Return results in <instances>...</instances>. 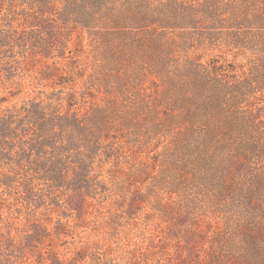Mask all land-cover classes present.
Wrapping results in <instances>:
<instances>
[{"label":"trees","instance_id":"obj_1","mask_svg":"<svg viewBox=\"0 0 264 264\" xmlns=\"http://www.w3.org/2000/svg\"><path fill=\"white\" fill-rule=\"evenodd\" d=\"M97 13L126 28H89ZM203 20L214 30L199 38L198 46H187L185 51L196 52L186 64H174V44L164 39L167 30L195 28ZM70 25L88 27L82 30L89 31L94 43L93 73L81 70L87 66L82 58L86 47L73 43ZM155 25L160 28H149ZM224 25L233 29L221 33L218 28ZM221 34L231 35L226 42L241 43L240 48L253 49L257 42L264 48V0H0L5 57L41 56L58 70L67 68L74 79H86L80 91H64L75 80H64L48 92L33 87L8 96L0 91V212L2 201L22 207L17 216L13 213L15 223H5L6 233L0 226L5 238L0 264H58L56 244L68 239L70 216L82 221L80 227L94 228L101 219L99 226L116 230L130 219L137 223L148 207V218L161 221L170 204L167 196L182 200L181 193L200 191L208 202L195 196L184 201L189 210L206 202L216 221L209 224L213 230L218 224L208 264H264V173L252 168V134L243 131L249 138L231 141L208 127L236 86L199 55L206 38L212 43ZM3 67L13 79V62L7 60ZM149 76L165 83L157 100L144 88ZM250 80L262 89L259 80ZM91 91L107 96L108 102H90ZM133 97L148 123L131 110ZM164 105L174 115L165 111L163 122ZM198 120L205 127L197 128ZM139 137L157 146H137L133 152L132 141ZM155 164L161 168L155 170ZM105 201L116 206L111 224L97 215ZM149 202L156 204L147 206ZM23 215L30 229L13 234L21 233ZM148 237L156 250L168 247L166 239L157 240L160 230ZM186 237L189 246L193 238ZM105 257L102 264H125L108 253Z\"/></svg>","mask_w":264,"mask_h":264},{"label":"rangeland","instance_id":"obj_2","mask_svg":"<svg viewBox=\"0 0 264 264\" xmlns=\"http://www.w3.org/2000/svg\"><path fill=\"white\" fill-rule=\"evenodd\" d=\"M97 17V21L89 28H96L95 30L126 28L125 25H112L109 20L100 13H97ZM206 25V21L203 20L198 23L195 28L182 27L167 30L164 39L165 43L174 44L173 47L176 54L174 57V64L184 65L188 62L196 50L192 49L185 51L187 46L193 44L197 45L199 38L206 37L210 29L214 30V28H207ZM67 28H71L70 33L73 43L80 41L82 45L86 47L85 54L82 58L87 66L81 69L82 72L84 74L93 73V60L96 56L94 48L92 47L94 43H92L90 39L89 31L86 29L82 30V28L88 27L70 25ZM149 28L160 27L155 25ZM232 29V26L224 25V27L218 28V31L221 33H229ZM230 37L231 35L221 34L217 36L212 43L206 38L204 43L207 46L202 45L205 46V48L199 50V55H201L203 60L202 63L206 64L207 62H211L218 67L224 79H230L233 85L236 84L234 92L227 95L222 113L214 117L212 124L208 127L219 130L222 138L231 141H236L241 137L249 138L248 135H243V131L252 134L253 153H255V156L251 158L252 168L256 174H262L264 173V48L258 47V44L260 45L259 42L254 44L253 49L252 47L250 49L240 48L239 46H241V43L226 42ZM75 49L81 51L82 46H77ZM10 56L12 58L5 57L0 50V86H3V88L0 89L1 94L7 93L8 96H12L22 90H31L33 87L48 92L52 90L54 85L57 87L58 83H64V80L68 82L69 80L76 81L75 85H72V89L70 86H67L66 89H64L65 92H72L74 90L80 91L85 86L86 79L84 80L79 75L74 79L73 75H69V70L67 68L58 70L53 66L51 60H46L41 56H37L36 60H32V58L24 60L19 55L15 57L16 55L14 53L10 54ZM7 60L13 62V66L15 67L12 69L14 72L13 79H8V76L5 75L3 66L7 63ZM49 68L52 70H48V74L45 75L44 71ZM251 76L260 81L262 89L254 88L253 82L250 80V78H252ZM153 80L156 82L154 83ZM164 87L165 83L154 76H149L144 86L146 92L155 100L158 99ZM241 93L247 97H241ZM89 94H92L90 102L96 104H100L104 101L108 102L107 96H104L102 93H92L91 91ZM234 97H236L235 101ZM136 99L137 98L133 97L131 110L134 112L135 109L140 113L137 118L142 119V123H148L147 115L143 112L145 110L140 103L136 102ZM240 101H244V103L240 104V107H237ZM164 106L165 107L162 108L163 122L167 118L165 111H168V114H170L171 110L170 106ZM171 115H174V113H171L170 116ZM200 127H205V125L201 120H198L197 128ZM178 132V129H176L175 134ZM132 142L135 143V146L132 148L140 146L143 148L142 150H146V148L151 145L157 146L156 143H149L143 137H139ZM140 142L141 144L138 145ZM158 149L160 148L158 147ZM133 163L134 165L138 164L137 161H133ZM160 168L161 164H155V170ZM117 172L118 167H115L114 173ZM62 193L64 196L65 192L63 191ZM14 194L19 198L21 192L17 190ZM194 196L208 202L204 192L201 191L196 194L193 192L189 194L181 193L182 200L177 199L175 196H167L165 202H169L170 204L168 205L169 207L166 206L163 210L161 221H157L155 218H148L149 215L147 213L151 212V208L149 209L148 207V210L139 213L137 223L132 224V220L130 219L124 226L116 227V230H112L113 227L111 228L110 225L108 228L102 225L99 226L98 223L103 222L101 219H97L98 221L94 228L93 226L89 228L84 225L80 227L79 225L82 221L70 216V224L67 228L69 233L68 239L63 242L57 240L60 244H56L58 252L60 253V261L58 264H102V260L106 258L105 256L107 253L108 256H114L125 264H177V262L179 264L182 258L186 259L183 264H208L211 260L210 255L213 248V231H217L218 224H216V229L214 226V230L211 224H209L210 221L211 223L213 221L216 223V221L213 220L212 217L214 216L211 210L207 208L206 202H203L202 205H193L194 207H192L191 210L188 209L184 199ZM11 201L12 200H10V202L2 201L1 204V207L5 206V208L3 212H0V226L5 233L7 230L5 223H15L17 220L13 216V213L17 216V211H22L20 202H16L14 205L12 204L13 201ZM155 202H149L147 206H152L151 203L154 205L156 204ZM102 205V210L100 213H97L98 218H108L107 222L111 224V216L114 214L116 206L108 201L103 202ZM1 215L5 218L4 221H1ZM18 222V230H20L21 233H16L14 231L13 234L23 235L27 229H30L31 224L25 220V215L21 216V220ZM158 230L161 231L162 237H159L157 240L166 239L168 241L169 248L166 246L163 252L153 248L150 245L151 241L148 237L149 233ZM145 231L146 235H143ZM76 232H78L80 236H83V239L79 238L78 235L75 237ZM186 236L193 238L189 246L187 243L189 241H186ZM4 239L5 238H1L0 236V245L4 242ZM91 241L95 243L92 245L93 242L91 243ZM4 254L5 248L3 249L0 247V255ZM13 264H15V262Z\"/></svg>","mask_w":264,"mask_h":264}]
</instances>
